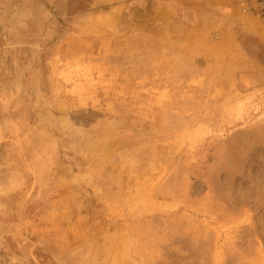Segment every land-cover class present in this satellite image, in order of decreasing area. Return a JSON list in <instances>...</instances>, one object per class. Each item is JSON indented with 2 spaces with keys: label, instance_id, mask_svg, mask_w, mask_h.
<instances>
[{
  "label": "rangeland",
  "instance_id": "374dc122",
  "mask_svg": "<svg viewBox=\"0 0 264 264\" xmlns=\"http://www.w3.org/2000/svg\"><path fill=\"white\" fill-rule=\"evenodd\" d=\"M0 264H264V17L0 0Z\"/></svg>",
  "mask_w": 264,
  "mask_h": 264
},
{
  "label": "built area",
  "instance_id": "2783aa9c",
  "mask_svg": "<svg viewBox=\"0 0 264 264\" xmlns=\"http://www.w3.org/2000/svg\"><path fill=\"white\" fill-rule=\"evenodd\" d=\"M250 1L253 3L252 6L249 4ZM239 7L243 13L264 17V0H239Z\"/></svg>",
  "mask_w": 264,
  "mask_h": 264
},
{
  "label": "crops",
  "instance_id": "0c3cea01",
  "mask_svg": "<svg viewBox=\"0 0 264 264\" xmlns=\"http://www.w3.org/2000/svg\"><path fill=\"white\" fill-rule=\"evenodd\" d=\"M159 9H162L163 10L164 8L163 7H159ZM158 18H162V15L161 16H158Z\"/></svg>",
  "mask_w": 264,
  "mask_h": 264
}]
</instances>
